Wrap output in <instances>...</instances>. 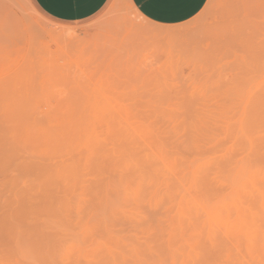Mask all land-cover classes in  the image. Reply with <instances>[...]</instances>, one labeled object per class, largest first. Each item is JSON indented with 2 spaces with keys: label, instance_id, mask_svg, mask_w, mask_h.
Instances as JSON below:
<instances>
[{
  "label": "rangeland",
  "instance_id": "1",
  "mask_svg": "<svg viewBox=\"0 0 264 264\" xmlns=\"http://www.w3.org/2000/svg\"><path fill=\"white\" fill-rule=\"evenodd\" d=\"M130 8L129 0H111L103 10L89 20L59 24L45 17L32 0H0V175L7 179H3L5 185L0 180L2 181L0 189H7L5 192L0 190V196L2 195V198L0 197V204L2 201L0 205L2 214L0 216V239L2 238L0 241L2 242L0 243V247H2L0 264H51V262L54 264H174V262L175 264H200V262L207 264L211 263L212 259V264H221V262L222 264H232V262L238 264L241 261V264H245L243 262L245 254L248 255L244 259V261L247 260L246 264L249 261L254 262L255 259L256 261L252 264H264V232L262 235L259 225L260 229L254 230L257 224H260L261 227L264 225V108H262L264 106V0H208L201 12L188 22L163 27V29H179L181 27L171 36L163 33H151L158 25L134 14ZM92 103L96 104L95 108H100L99 112L101 111L102 114L103 104L107 106H103V111L117 108L119 114H115L117 112L115 110L114 113L112 111L104 112L102 117H97L101 113L94 111L95 104ZM111 113L114 119L111 117ZM118 115H120L121 121H118ZM111 118L114 124L111 123ZM92 119L94 124H92ZM115 123L118 125V132H115ZM72 124L77 125L79 131L73 130L74 133L73 131L70 133L69 128ZM108 127L110 130L106 131ZM83 128L87 130L86 133L89 137L86 139L90 143L92 141L91 144L84 141L86 133ZM88 130H90V134ZM129 131L131 133L125 134ZM67 133H69V137L59 139L61 142L56 140L54 141L56 143L52 141L51 145L45 144V140L51 135L61 134L66 137ZM114 133L115 137L119 134L116 137L119 140L115 139ZM94 134L95 136H93ZM130 134H132L131 137ZM22 136L38 139L26 143L23 139L21 141V138H15ZM70 136L75 138L72 139ZM97 136H100L98 139L101 138L105 143L103 145L107 148L101 147L100 140H96ZM7 137L11 139L10 142L8 139L9 144L5 142ZM105 137L107 140L109 139V142ZM69 141L71 142L69 143ZM72 142L74 146H70ZM108 143H110V150H108ZM7 144L8 146L5 147ZM58 144H60L59 147ZM28 146L31 148L29 147V149ZM77 146L79 147L77 148ZM56 148L62 149V151L59 152ZM145 148L146 153L143 152ZM135 149H138V152H135ZM151 149L155 150H153L154 154L150 152ZM18 150L20 154H18ZM4 151H7L6 154ZM12 151H14L13 154H11ZM143 153L149 158L145 157ZM4 158L6 162H4ZM66 158H68V162L67 160L65 162ZM81 158L82 160H80ZM94 158L96 159L94 160ZM24 159L28 163L24 162ZM107 160L109 161L107 162ZM60 161L62 164L65 163L66 167L64 164L61 165ZM80 161L86 162L79 164ZM139 161L141 162L139 163ZM76 163L80 167L84 166L81 169ZM105 163H111V165L109 164L111 167L109 165L107 167ZM112 163L118 164L120 167H116ZM19 164H24V166H17ZM26 164L29 166L27 167ZM56 165L61 171L57 167L55 168ZM17 167L20 169L18 170ZM13 168L16 169L13 170ZM77 170L80 174L77 173ZM95 170L99 171V175L94 172ZM115 170H118L117 173ZM154 170L159 171L153 173ZM174 173H178V176L173 175ZM17 174L20 178H17ZM62 174H65V177ZM66 175L71 176L68 178ZM76 175L80 177L78 178ZM81 175L83 176L81 177ZM13 176L18 180H23L22 184L18 183L17 187H19L15 189V183L18 180L13 179ZM22 176L24 179L21 178ZM224 176L225 178H223ZM54 177L57 180L53 179ZM175 177L176 179H174ZM2 178L0 176V179ZM26 178H30V184L25 185ZM34 178L35 181L36 179L38 181L40 179V181L33 182ZM114 179L117 180L114 181ZM210 181L211 183H208ZM40 182H42L41 186ZM9 184L14 185L11 187L13 189L9 188ZM3 186H6V189ZM20 186L21 189H19ZM62 186H65L66 191L62 189ZM67 187L71 191H68ZM236 190L237 192H235ZM76 192L81 196L77 197ZM3 193H7V196ZM48 194L49 196H47ZM12 196L14 198H11ZM38 197L45 198L40 200ZM62 197L64 200L61 199ZM26 198H31L32 201ZM5 199L12 201L8 204ZM46 199L47 201L50 199L51 202L47 203ZM13 201L24 205L21 206ZM43 201L46 204L43 205L41 203ZM13 203L15 207L11 206ZM259 203L260 205H258ZM63 204L67 205L64 209L65 212L69 210L66 214L62 213ZM49 205L54 210L49 208ZM28 206L35 208L29 210ZM224 207L226 209H223ZM4 209L6 213H4ZM37 209L47 212L40 214ZM255 210L256 214H254ZM31 211L34 214L32 218ZM57 211L61 213H57ZM19 212L20 215L17 216ZM23 212H25L24 215ZM226 212H228V216ZM36 213H39L40 216ZM47 213L53 215L48 216ZM62 214L64 217L61 216ZM56 215L59 217L57 218ZM82 215H85L84 218ZM217 217L228 220L230 229H227V224L219 222ZM35 219L40 223H50L47 224V227L42 223L43 227H41L38 225L39 222L35 224ZM51 219H53V223H51ZM3 221L5 225L6 222L9 223L6 225L7 227L3 225ZM14 221L19 222L18 226ZM25 221L27 222L26 228L30 229L23 228L26 225ZM30 223L31 226H28ZM69 223L70 225H67ZM78 223L80 227L76 228L79 226ZM62 224H65V227ZM57 225H62L60 230ZM9 226L12 227L14 233L10 231ZM72 227L73 230L70 229ZM5 230H9V232H5ZM251 231L255 234L250 235ZM219 233H223L220 235L223 237L220 238ZM4 234L6 235L4 236ZM59 235L64 236L62 238ZM78 235L80 236L78 237ZM39 236L40 239H38ZM49 236L51 241L46 240ZM19 238L23 240L21 241ZM226 238L233 239V241L228 243ZM62 240L64 243H61ZM239 240L240 242L243 240L240 245H238ZM14 241L18 243L15 244ZM24 243H27L26 246ZM210 245L213 246V252L214 250L219 251L213 254L210 252L212 248ZM225 245L227 246L225 247ZM243 245L247 247L243 248ZM253 245L257 247V250ZM47 246V250H43ZM228 247L229 249H227ZM19 248L20 250H18ZM217 248L218 250H216ZM240 248L245 250L241 251ZM49 252L50 254L52 252L53 255L51 259ZM237 252H241L240 254L244 257ZM219 254L223 255L221 256L224 257L223 260ZM45 258L47 261L49 259L48 263ZM107 258H110L109 261ZM239 258L243 259L238 260ZM207 260L208 262H206ZM219 260L221 261L219 262Z\"/></svg>",
  "mask_w": 264,
  "mask_h": 264
},
{
  "label": "bare ground",
  "instance_id": "2",
  "mask_svg": "<svg viewBox=\"0 0 264 264\" xmlns=\"http://www.w3.org/2000/svg\"><path fill=\"white\" fill-rule=\"evenodd\" d=\"M129 2H130V1H129ZM130 6H131L130 9L133 11L134 14H136V15L142 17V16L138 13V11L135 9V7L133 6V4L130 3ZM142 18H143V17H142ZM144 19H145V18H144ZM146 20H147V19H146ZM147 21H149V20H147ZM154 27H157V26L154 25ZM158 27H160V28H158ZM158 27L155 28V29H153V30L151 31V33H153V34H162V33H163V34H165V35H170V36H171V35L175 34L176 32H178L179 29H181V27H179V29H178V28H177V29H163V27H165V26H158ZM169 28H170V27H169ZM150 29H152V28H150ZM180 31H181V30H180ZM131 91H132V90H131ZM134 91H135V90H134ZM128 92H129V91H128ZM126 93H127V92H126ZM97 103H98V102H97ZM261 103H262V102H261ZM263 103H264V102H263ZM92 104H95V103H92ZM90 105H91V104H90ZM262 105H263V104H262ZM95 106H96V104L93 106V109L95 108ZM98 106H99V104H98ZM103 106H106V105L103 104ZM103 106H102V108H101L103 114H104V112L110 113L111 111L114 113L115 110H117V108H116L115 110L110 109L111 111H107V110H104V111H103V108H104ZM108 106H109V105H108ZM110 106H111V104H110ZM117 106H118V105H117ZM253 106H254V105H253ZM106 107H107V106H106ZM88 108H89V107H88ZM262 108H264V106H263ZM262 108H261V110H262ZM96 109H97V110H96ZM99 109H100L99 107H98V108L96 107L94 111H96V112L98 111V112H99ZM247 110H248V109H247ZM253 110H254V109H253ZM92 111H93V110H92ZM98 112H97V113H98ZM99 113H101V111H100ZM107 113H105V114H107ZM86 114H87V113H86ZM103 114L101 113L100 115H97V117H98V116H101V117H102ZM115 114H119V113H118V110H117V112H115ZM253 114H254V112H253ZM109 115H110V114H109ZM112 115H113V114L111 113V117H112ZM122 115H123V114H122ZM261 115H262V114H261ZM106 116H107V115H106ZM119 116H120V115H118V121L121 119V117L119 118ZM95 117H96V116H95ZM95 117H94V118H95ZM97 117H96V120H97ZM101 117H100V118H101ZM109 117H110V116H109ZM86 118H87V117H86ZM86 118H85V119H86ZM94 118H93V119H94ZM103 118H104V116H103ZM103 118H101V119H103ZM106 118H107V117H106ZM106 118H105V120H106ZM112 118H113V117H112ZM112 118L110 119V120H111V123H112V120L114 119V118H113V119H112ZM93 119H92V121H93L92 124H94V120H93ZM87 120H88V119H87ZM105 120H104V121H105ZM244 120H245V119H244ZM260 120H261V119H260ZM79 121H81V120H79ZM102 121H103V120H102ZM106 121H107V120H106ZM106 121H105V122H106ZM120 121H121V120H120ZM124 121H125V120H124ZM251 121H252V120H251ZM109 122H110V121H109ZM78 123H80V122H78ZM98 123H99V122H98ZM107 123H108V121H107ZM116 123H117V122H116ZM116 123H115V126H116V127H115V128H116V129H115V132L118 130V129H117V128H118V127H117L118 125H116ZM262 123H263V121H262ZM74 124H75V123H74ZM96 124H97V123H96ZM105 124H106V123H105ZM112 124H114V123H112ZM118 124H119V123H118ZM129 124H130V123H129ZM90 126H91V123H90ZM102 126H103V124L101 123V127H102ZM108 126H109V125H108ZM98 127H100V126H98ZM104 127H105V125H104ZM122 127H123V125H122ZM255 127H256V126H255ZM257 127H258V126H257ZM263 127H264V126H263ZM85 128H86V127H85ZM88 128H89V127H88ZM91 128H92V127H91ZM106 128H107V127H106ZM110 128H111V127H110ZM78 129H79V128H77V125H73V124H72V125L70 126V128H69V130L71 131L70 133H72L73 130H75V132H76V130H78ZM83 129H84V128H83ZM95 129H97V128H95ZM261 129H262V128H261ZM80 130H81V129H80ZM109 130H110V129H109V127H108V129H107L106 131H109ZM120 130H121V129H120ZM78 131H79V130H78ZM78 131H77V132H78ZM86 131H87V130L84 129V132H85V133H86ZM88 131H89V134H90V130H88ZM96 131H97V130H96ZM106 131H105V134L107 133ZM259 131H260V130H259ZM91 132H93V131H91ZM97 132H98V131H97ZM97 132H96V133H97ZM102 132H104V131H102ZM102 132H101V133H102ZM117 132H118V131H117ZM122 132H123V131H122ZM254 132H255V131H254ZM260 132H261V131H260ZM73 133H74V131H73ZM79 133H80V132H79ZM94 133H95V131H94ZM110 133H111V132H110ZM127 133H131V132L129 131V132H126L125 134H127ZM83 134H84V133H83ZM92 134H93V133H92ZM97 134H98V133H97ZM112 134H113V133H112ZM132 134H134V133H132ZM132 134H130V137H131ZM68 135H69V133L65 134L66 137H63L64 135H61V134L51 135L50 138H47V139L45 140V144H46V145H47V144H50V145H51V142H52V141L54 142V141H56V140H57V142H61V141H59V139H66ZM76 135H77V134H76ZM81 135H82V134H81ZM84 135H85V134H84ZM84 135H83V136H84ZM102 135H103V134H102ZM102 135H100V136L102 137ZM118 135H119V134H118ZM118 135H117V136H118ZM127 135H128V134H127ZM90 136H91V135H90ZM93 136H95V134H94ZM100 136H97V137H96L97 139L94 138V137H93V138L96 139L97 141L100 140L99 143H101V144H102L101 147L103 146V148H104V147H106L105 145H103V144H105V143L102 142V139H101V138L98 139V137H100ZM103 136H105V135H103ZM109 136H110V135H109ZM117 136H116V137H117ZM122 136H123V135H122ZM133 136H134V135H133ZM138 136H139V135H138ZM68 137H69V136H68ZM70 137H72V136H70ZM86 137H89V136H87V133H86V136L84 137V138H85L84 141L89 142L88 139H86ZM91 137H92V136H91ZM107 137H108V136H107ZM111 137L113 138V136H111ZM114 137H115V133H114ZM116 137H115V139H117ZM123 137H124V136H123ZM4 138H5V137H4ZM9 138H10V137H7V141H6V139H5V142H6V143H8V139H9ZM15 138H18V139L21 138L20 140L22 141V139H23V141H25L26 143L29 142L30 140L38 139V138H35V137H30V136H22V137H15ZM73 138H75V137H72V139H73ZM76 138H77V137H76ZM105 138H106V137H105ZM105 138H104V139H105ZM112 138H111V139H112ZM121 138H122V137H121ZM126 138H127V136H126ZM140 138H142V137L140 136ZM150 138H151V137H150ZM259 138H260V137H259ZM91 139H92V138H91ZM115 139H114V140H115ZM129 139H130V138H129ZM133 139H135V138H133ZM253 139H255V138H253ZM10 140H11V139H9V142H10ZM106 140H107V138H106ZM117 140H119V139H117ZM117 140H116V142H117ZM122 140H123V139H122ZM125 140H126V139H125ZM127 140H128V139H127ZM14 141H15V140H14ZM66 141H67V140H66ZM71 141H72V140H71ZM71 141H69V143H70ZM77 141H78V140H77ZM82 141H83V140H82ZM84 141H83V142H84ZM107 141L109 142V139H108ZM133 141H134V140H133ZM142 141H143V139H142ZM16 142H18V141H16ZM73 142H74V141H73ZM73 142H72V144H70V146L73 145ZM83 142H82V144H84ZM86 142H85V145H86ZM93 142H95V141H93ZM112 142H114V141H112ZM127 142H128V141H127ZM156 142H157V141H156ZM257 142H258V141H257ZM262 142H263V141H262ZM3 143H4V142H3ZM3 143H2V144H3ZM11 143H13V141H11ZM22 143H23V142H22ZM43 143H44V142H43ZM54 143H56V142H54ZM89 143H90V142H89ZM91 143H92V141H91ZM91 143H90V144H91ZM110 143H111V142H110ZM110 143L107 144V145H108V150H110V149H109V148H110V147H109ZM119 143H121V142H119ZM144 143H145V142H144ZM258 143H259V142H258ZM0 144H1V143H0ZM8 144H9V143H8ZM8 144H7L5 147H7ZM14 144H15V143H14ZM20 144H21V142H20ZM28 144H29V143H28ZM32 144H33V143H32ZM41 144H42V143H41ZM52 144H53V143H52ZM62 144H63V143H62ZM66 144H68V143H66ZM94 144H95V143H94ZM113 144H114V143H113ZM16 145H17V144H16ZM18 145H19V144H18ZM33 145H34V144H33ZM43 145H44V144H43ZM55 145H56V144H55ZM59 145H60V144H58L57 146L59 147ZM80 145H81V144H80ZM80 145H79V146H80ZM252 145H253V144H252ZM0 146H1V145H0ZM14 146H15V145H14ZM21 146H22V145H21ZM21 146H20V147H21ZM26 146H27V145H26ZM38 146H40V145H38ZM44 146H45V145H44ZM53 146H54V145H53ZM64 146H65V145H64ZM73 146H74V145H73ZM79 146H77V148H78ZM94 146H97V145H94ZM99 146H100V145H99ZM153 146H154V145H153ZM16 147H17V146H16ZM20 147H19V148H20ZM29 147H30V146H28V148H29ZM61 147H62V146H61ZM82 147H83V146H82ZM87 147H88V146H87ZM87 147H86V148H87ZM92 147H93V146H92ZM97 147H98V146H97ZM97 147H96V148H97ZM116 147H117V146H116ZM147 147H148V146H147ZM260 147H261V146H260ZM3 148H4V147H3ZM10 148H11V146H10ZM22 148H23V147H22ZM30 148H31V147H30ZM30 148H29V149H30ZM74 148H75V147H74ZM74 148H71V149L74 150ZM86 148H84V149H86ZM103 148H102V149H103ZM106 148H107V147H106ZM262 148H263V147H262ZM6 149H7V148H6ZM13 149H14V147L12 148V150H13ZM15 149H16V148H15ZM34 149H35V148H34ZM48 149H49V148H48ZM48 149H47V151H49ZM56 149H57L59 152L62 151V149H58V148H56ZM71 149H70V151H71ZM93 149H94V148H93ZM93 149H92V150H93ZM98 149L101 150L100 148H98ZM111 149H112V147H111ZM147 149H148V148H147ZM7 150H8V149H7ZM21 150H22V149H21ZM26 150H27V149H26ZM32 150H33V149H32ZM36 150H37V149H36ZM51 150H52V149H51ZM54 150H55V149H54ZM64 150H65V149H64ZM75 150H76V149H75ZM88 150L90 151V149H88ZM94 150H95V149H94ZM103 150L105 151V149H103ZM114 150H116V149H114ZM135 150H136V149H135ZM137 150H138V149H137ZM137 150H136L135 152H138ZM141 150H142V149H141ZM145 150H146V148L143 150V152H145ZM149 150H150V149H149ZM153 150H154V149H153ZM153 150L151 149V151H150V152H152V154H154V151H155V150H154V151H153ZM251 150H252V149H251ZM15 151H17V150H15ZM24 151H25V150H24ZM45 151H46V150H45ZM106 151H107V149H106ZM111 151H112V150H111ZM116 151L119 152L120 150L117 149ZM122 151H123V150H122ZM147 151H148V150H147ZM207 151L209 152L210 150H207ZM213 151L216 152L217 150H213ZM242 151H243V150H242ZM4 152H5V154H6L7 151H4ZM10 152H11V150H10ZM10 152H9V153H10ZM30 152H31V151H30ZM33 152H34V151H33ZM33 152H32V153H33ZM39 152H40V151H39ZM49 152H50V151H49ZM56 152H57V151H56ZM56 152H55V153H56ZM59 152H57V153H59ZM80 152H81V151H80ZM83 152H84V151H83ZM94 152H95V151H94ZM94 152H93V153H94ZM101 152H103V151H101ZM114 152H115V151H114ZM166 152H167V151H166ZM193 152H195V151H193ZM193 152H192V153H193ZM202 152H203V151H202ZM217 152H218V151H217ZM262 152H263V151H262ZM13 153H14V151H12L11 154H13ZM16 153H17V152H16ZM25 153H26V152H25ZM34 153H35V152H34ZM46 153L48 154V152H46ZM50 153H52V152H50ZM64 153H65V152H64ZM67 153H69V152L67 151ZM75 153H76V152H75ZM78 153H79V152H78ZM81 153H82V152H81ZM98 153H100V152L98 151ZM124 153H125V151H124ZM129 153H130V152H129ZM145 153H146V152H145ZM148 153H149V152H148ZM184 153H185V152H184ZM198 153H199V152H198ZM205 153H206V152H205ZM205 153H204V154H205ZM212 153H213V152H212ZM18 154H20V153H19V150H18ZM21 154H22V153H21ZM35 154H36V153H35ZM38 154H39V153H38ZM43 154H44V153H43ZM47 154H45V155H47ZM52 154H53V153H52ZM76 154H77V153H76ZM89 154H90V153H89ZM105 154H106V153H105ZM107 154H108V152H107ZM120 154L122 155L121 152H120ZM130 154L133 155V153H130ZM140 154H142V153L140 152ZM152 154H151V155H152ZM179 154H180V153H179ZM188 154H189V153H188ZM190 154H191V153H190ZM262 154H263V153H262ZM2 155H4V154H2ZM2 155H1V156H2ZM50 155H51V154H50ZM81 155L84 156V154H81ZM108 155H109V154H108ZM125 155H129V154H125ZM136 155H137V154H136ZM138 155H139V154H138ZM143 155H144V153H143ZM166 155H167V153H166ZM174 155H175V154H174ZM191 155H192V154H191ZM199 155H200V154H199ZM235 155H236V154H235ZM248 155H249V154H248ZM250 155H251V154H250ZM250 155H249V156H250ZM255 155H256V154H255ZM8 156H9V155H8ZM14 156H15V155H14ZM24 156H25V154L23 155V157H24ZM33 156L35 157V155H33ZM33 156H32V157H33ZM53 156H54V155H53ZM60 156H61V155H60ZM60 156H59V157H60ZM75 156H76V155H75ZM77 156H78V154H77ZM77 156H76V157H77ZM90 156H91V155H90ZM92 156H93V155H92ZM92 156H91V157H92ZM95 156H96V155H95ZM144 156H145V157H148L147 155H144ZM144 156H143V157H144ZM152 156H153V155H152ZM154 156H155V155H154ZM156 156H157V155H156ZM169 156H170V155H169ZM188 156H189V155H188ZM245 156H246V154H245ZM253 156H254V155H253ZM4 157H6V155H4ZM12 157H13V156H12ZM17 157H18V156H17ZM17 157H16V158H17ZM30 157H31V154L29 155V158H30ZM49 157H50V156H49ZM76 157H75V158H76ZM96 157H97V156H96ZM120 157L122 158V156H120ZM133 157H134V156H133ZM189 157H191V156H189ZM228 157H229V156H228ZM232 157H233V156H232ZM243 157H244V156H243ZM255 157H256V156H255ZM24 158H25V157H24ZM36 158H37V156H36ZM41 158L43 159L44 157H41ZM46 158H47V157H46ZM72 158H74V157H72ZM89 158H90V157H89ZM89 158H88V159H89ZM98 158H99V157H98ZM98 158H97V159H98ZM102 158H103V157H102ZM112 158H113V157H112ZM112 158H111V160H113ZM118 158H119V157H117V159H118ZM136 158H138V157H136ZM148 158H149V157H148ZM150 158H151V157H150ZM157 158H158V156H157ZM157 158H155V159H157ZM171 158H172V157H171ZM213 158H214V157H213ZM235 158H236V156H235ZM244 158H245V157H244ZM4 159H5V158H4ZM8 159H11V158H8ZM12 159H14V158H12ZM21 159H22V158H21ZM21 159H20V160H21ZM26 159H28V158H26ZM67 159H68V158L65 159V162H66ZM90 159H91V158H90ZM95 159H96V158H94V160H95ZM100 159H101V158H100ZM119 159H120V158H119ZM143 159H144V158H143ZM151 159H153V158H151ZM227 159H228V158H227ZM227 159H226V160H227ZM245 159H246V158H245ZM255 159H256V158H255ZM258 159H259V157H258ZM20 160H19V161H20ZM22 160H23V159H22ZM45 160H47V159H45ZM53 160H54V159H53ZM56 160H57V159H56ZM76 160L78 161V159H76ZM76 160H75V161H76ZM80 160H82V158H81ZM103 160H106V159H103ZM125 160H126V159H125ZM128 160H129V159H128ZM141 160H142V159H141ZM144 160H145V159H144ZM234 160H236V159H234ZM249 160H250V159H249ZM253 160H254V159H253ZM2 161H3V158H2ZM19 161H18V162H19ZM27 161H28V160H27ZM43 161H44V160H43ZM43 161H42V162H43ZM57 161H58V160H57ZM77 161H76V162H77ZM83 161H84V160H83ZM88 161H89V160H88ZM97 161H98V160H97ZM108 161H109V160H107V162H108ZM115 161H116V160H115ZM117 161L119 162L120 160H117ZM142 161H143V160H142ZM148 161H149V159H148ZM231 161H232V158H231ZM247 161H248V160H247ZM255 161H256V160H255ZM4 162H6V159L4 160ZM7 162H8V161H7ZM24 162H26L25 159H24ZM24 162H23V163H24ZM42 162H41V164H42ZM47 162H48V161H47ZM49 162H50V161H49ZM60 162H61V161H60ZM67 162H68V160H67ZM80 162H81V163H79V164H83V163H85L86 161L83 162V163H82V161H80ZM95 162H96V161H95ZM98 162H99V161H98ZM103 162H104V161H103ZM110 162H111V161H110ZM112 162H113V161H112ZM140 162H141V161H139V163H140ZM144 162H145V161H144ZM146 162H147V161H146ZM162 162H163V161L161 160V163H162ZM220 162H221V161H220ZM220 162H219V163H220ZM238 162H239V161H238ZM1 163H2V162H1ZM26 163H28V162H26ZM29 163H30V162H29ZM45 163H46V162H45ZM55 163H56V162H55ZM116 163H117V162H116ZM133 163H135V162H133ZM136 163H137V162H136ZM151 163H152V162H151ZM161 163H160V164H161ZM164 163H165V162H164ZM164 163H163V165H164ZM181 163H182V162H181ZM230 163H231V162H230ZM257 163H258V162H257ZM38 164H40V163H38ZM38 164H37V165H38ZM57 164H59V163L57 162ZM63 164H64V166H65V163H63ZM63 164H62V162H61V165H63ZM76 164L78 165V163H76ZM101 164H102V163H101ZM101 164H100V165H101ZM105 164H106V163H105ZM105 164H104V165H105ZM109 164L111 165V163L106 164L107 167H108ZM137 164H138V163H137ZM154 164H155V162H154ZM156 164H158V163H156ZM238 164H239V163H238ZM247 164H248V163H247ZM255 164H256V163H255ZM255 164H254V165H255ZM0 165H1V164H0ZM11 165H14V164H11ZM11 165H10V166H11ZM51 165H52V164H51ZM70 165H71V164H70ZM72 165H73V164H72ZM110 165H109V167H111ZM112 165H115V164L112 163ZM120 165H121V164H120ZM158 165H159V164H158ZM217 165H218V164H217ZM225 165H226V164H225ZM228 165H229V164H228ZM254 165H253V166H254ZM257 165H258V164H257ZM15 166H16V165H15ZM17 166H19V167L21 166V167H22V166H24V164H23V165H22V164H19V165H17ZM26 166L28 167L29 165L26 164ZM26 166H25V167H26ZM39 166H41V165H39ZM53 166H54V165H53ZM78 166H79V165H78ZM83 166H84V165H82V167H83ZM115 166H116V167H120V166H118V164L115 165ZM122 166H123V165H122ZM122 166H121V167H122ZM148 166H149V165H148ZM152 166H155V165L152 164ZM156 166H157V165H156ZM172 166H173V165H172ZM212 166H214V165H212ZM223 166H224V165H223ZM229 166H231V164H230ZM261 166H262V165H261ZM33 167H34V165H33ZM36 167H37V166H36ZM45 167H46V166H45ZM56 167L58 168V165H56L55 168H56ZM65 167H66V166H65ZM74 167H75V166H74ZM79 167H80V166H79ZM82 167H80V168L82 169ZM85 167H86V166H85ZM87 167H89V166H87ZM93 167H94V166H93ZM98 167H99V166H98ZM101 167H102V166H101ZM113 167H114V166H113ZM133 167H134V166H133ZM140 167H141V165H140ZM174 167H176V166H174ZM257 167H259V166H257ZM257 167H256V168H257ZM3 168H4V167H3ZM3 168H2V169H3ZM8 168H9V167H8ZM17 168H18V167H17ZM48 168H50V167L48 166ZM48 168H47V169H48ZM62 168H63V167H62ZM68 168H69V167H68ZM89 168H91V167H89ZM102 168H104V166H103ZM105 168H106V167H105ZM135 168H136V167H135ZM148 168H149V167H148ZM150 168H153V167H150ZM225 168H226V167H225ZM15 169H16V168H15ZM15 169L13 168V170H15ZM19 169H20V168H18V170H19ZM21 169H22V168H21ZM53 169H54V168H53ZM59 169H60V168H58V170H59ZM87 169H88V168H87ZM117 169H118V168H117ZM129 169H130V168H129ZM133 169H134V168H133ZM143 169H144V168H143ZM153 169H154V168H153ZM155 169H156V168H155ZM175 169H176V168H175ZM180 169H181V168H180ZM180 169H179V170H180ZM0 170H1V169H0ZM4 170H5V169H4ZM9 170H12V169H9ZM23 170H24V169H23ZM23 170H22V171H23ZM33 170H34V169H33ZM36 170H37V168H36ZM38 170H40V169H38ZM51 170H52V169H51ZM68 170H69V169H68ZM72 170H73V169H72ZM78 170H79V169H78ZM78 170H77V171H78ZM137 170H138V169H137ZM151 170H152V169H151ZM179 170H178V171H179ZM212 170H213V169H212ZM229 170H230V168H229ZM261 170H262V169H261ZM24 171H26V169H25ZM46 171H47V170H46ZM49 171H50V170H49ZM59 171H61V170H59ZM92 171H93V169H92ZM100 171H101V170H100ZM115 171H116V170H115ZM117 171H118V170H117ZM117 171H116V173H117ZM131 171H132V173H133V170H131ZM145 171H146V170H145ZM149 171H150V169H149ZM158 171H159V170H156V171L154 170L153 173L158 172ZM172 171H173V169H172ZM172 171H171V172H172ZM208 171H209V170H208ZM224 171H225V170H224ZM224 171H223V172H224ZM227 171H228V170H227ZM259 171H260V170H259ZM16 172H18V171L16 170ZM34 172H35V171H34ZM34 172H33V173H34ZM39 172H40V171H39ZM50 172H51V171H50ZM53 172H54V170H53ZM53 172H52V173H53ZM73 172H74V170H73ZM94 172H97L96 174L99 175V174H98L99 171H96V170H95ZM119 172H120V171H119ZM166 172H167V171H166ZM166 172H165V173H166ZM174 172H175V171H174ZM209 172H210V171H209ZM231 172H232V171H231ZM231 172H229V173L231 174ZM239 172H240V171H239ZM19 173H20V172H19ZM30 173H31V172H30ZM58 173H59V172H58ZM61 173H62V172H61ZM77 173H79V171H78ZM130 173H131V172H130ZM137 173H138V172H137ZM145 173H146V172H145ZM161 173H163V172H161ZM168 173L170 174V172H168ZM220 173H221V172H220ZM225 173H226V171H225ZM242 173H243V172H242ZM35 174L38 175L39 173H35ZM40 174H41V173H40ZM56 174H57V173H56ZM56 174H55V176H56ZM59 174H60V173H59ZM73 174L75 175V173H73ZM79 174H80V173H79ZM96 174H94V175H96ZM100 174H101V173H100ZM139 174H140V173H139ZM151 174H152V173H151ZM158 174H159V173H158ZM158 174H157V175H158ZM169 174H168V175H169ZM171 174H172V173H171ZM175 174H176V173H174L173 175H175ZM177 174H178V173H177ZM177 174H176V176H178ZM189 174H190V173H189ZM222 174H223V173H222ZM4 175H5V174H4ZM7 175H8V173H7ZM18 175H19V174H17V178L19 177ZM31 175H32V174H31ZM41 175H42V174H41ZM44 175H45V174H44ZM60 175H61V174H60ZM62 175H63V177H65V176H64L65 174H62ZM71 175H72V172H71ZM71 175H68V176L70 177ZM86 175L88 176L89 174H86ZM86 175H85V176H86ZM103 175H104V174H103ZM118 175H119V174H118ZM127 175H128V174H127ZM142 175H143V174H142ZM166 175H167V174H166ZM180 175H182V173H180ZM232 175H233V173H232ZM0 176H1V178L3 177V175H0ZM42 176H43V175H42ZM42 176H41V178H42ZM66 176H67V175H66ZM68 176H67V177H68ZM76 176H78V175H76ZM82 176H83V175H81V177H82ZM92 176H93V175H92ZM154 176H155V174H154ZM160 176H161V175H160ZM229 176L231 177V175H229ZM235 176H236V175H235ZM235 176H234V177H235ZM243 176H244V175H243ZM257 176H258V175H257ZM6 177H7V176H6ZM6 177H5V178H6ZM9 177H10V176H9ZM13 177H14V176H13ZM23 177H24V176H22L21 178L24 179ZM28 177H29V176H28ZM48 177H49V175H48ZM69 177H68V178H69ZM79 177H80V176H78V178H79ZM90 177H91V176H90ZM115 177H116V176H115ZM118 177H119V176H118ZM121 177H122V176H121ZM124 177H125V176H124ZM134 177H135V175H134ZM136 177H137V176H136ZM162 177H163V176H162ZM208 177H209V176H208ZM244 177H245V176H244ZM19 178H20V177H19ZM46 178H47V177H46ZM78 178H76V179H78ZM129 178H130V177H129ZM131 178H133V177H131ZM138 178H139V177H138ZM143 178H144V177H143ZM145 178H146V177H145ZM177 178H178V177H177ZM223 178H225V176H224ZM227 178H228V177H227ZM237 178H238V177H237ZM239 178L241 179V177H239ZM242 178H243V177H242ZM3 179H4V178H2V179H0V180L3 181ZM13 179H16V178L14 177ZM29 179H30V178H29ZM29 179L26 178L27 183H25V185L28 184V183H29V184L31 183ZM43 179H45V178H43ZM48 179H49V178H48ZM53 179H55V177H54ZM133 179H135V178H133ZM141 179H142V178H141ZM141 179H139V180H141ZM171 179H172V178H171ZM174 179H176V177H175ZM243 179H244V178H243ZM4 180H7V179H4ZM16 180H18V179H16ZM55 180H57V178H56ZM59 180H60V179H59ZM67 180H68V179H67ZM72 180H73V179H72ZM78 180H79V179H78ZM80 180H81V179H80ZM115 180H117V179H114V181H115ZM156 180H157V179H156ZM222 180L225 181L226 179H222ZM230 180H231V178H230ZM230 180H229V181H230ZM258 180H259V179H258ZM2 181H0V182H2ZM11 181H12V180H11ZM21 181H23V180H18L17 183L14 182V183L16 184V187H14V189L19 187V186L17 187L18 183L22 184ZM32 181L34 182V181H35V178H34V180H32ZM37 181H38V179H36L35 182L37 183ZM39 181H40V179H39ZM39 181H38V182H39ZM52 181H53V180H52ZM63 181H64V180H63ZM65 181H66V180H65ZM68 181H69V180H68ZM83 181H84V180H83ZM100 181H101V179H100ZM100 181H99V182H100ZM141 181H142V180H141ZM224 181H223V182H224ZM236 181H237V179H236ZM4 182H5V181H3V183H4ZM8 182H9V180H8ZM8 182H7V183H8ZM53 182H54V181H53ZM81 182H82V180H81ZM87 182H88V180H87ZM95 182L97 183V181H95ZM95 182H94V183H95ZM162 182H163V181H162ZM214 182H215V181H214ZM258 182H259V181H258ZM3 183H2V184H3ZM40 183H41V184H40V186H41V185H42V182H40ZM48 183H49V182H48ZM79 183H80V182H79ZM83 183H84V182H83ZM100 183H101V182H100ZM147 183H148V182H147ZM208 183H211V181L208 182ZM38 184H39V183H38ZM63 184H64V183H63ZM63 184H62V185H63ZM70 184H71V182H70ZM89 184H90V183H89ZM116 184H117V183H116ZM121 184H122V183H121ZM205 184H206V183H205ZM214 184H215V183H214ZM216 184H217V183H216ZM258 184H259V183H258ZM0 185H1V184H0ZM4 185H5V183H4ZM9 185H10L9 188H10V189H13V188H11V187H13L14 185H13V186H12L11 184H9ZM35 185H36V184H35ZM54 185H55V184H54ZM65 185H66V184H65ZM71 185H72V184H71ZM76 185H77V184H76ZM92 185H94V184H92ZM133 185H134V183H133ZM146 185H147V184H146ZM171 185H172V183H171ZM178 185H179V184H178ZM184 185H185V184H184ZM208 185H209V184H208ZM237 185H238V184H237ZM6 186H7V185H6ZM6 186H5V187L3 186V187L6 189ZM27 186H28V185H27ZM27 186H26V189H27ZM29 186H30V185H29ZM29 186H28V187H29ZM32 186H33V185H32ZM58 186H59V184H58ZM157 186H158V185H157ZM203 186H205V185H203ZM219 186H220V184H219ZM219 186H218V187H219ZM260 186H262V185H260ZM0 187H1V186H0ZM3 187H2V188H3ZM38 187H39V186H38ZM50 187H53V186H50ZM55 187H56V186H55ZM62 187H63L62 189L65 188V186H62ZM92 187H93V186H92ZM97 187H98V186H97ZM116 187H117V186H116ZM147 187H148V186H147ZM205 187H206V186H205ZM211 187H212V186H211ZM220 187H221V186H220ZM220 187H219V188H220ZM223 187H224V186H223ZM263 187H264V186H263ZM21 188H22V187L20 186L19 189H21ZM23 188L25 189L24 186H23ZM40 188H41V187H40ZM68 188H69V187H67V190L69 191L70 189H68ZM88 188H89V187H88ZM93 188H95V187H93ZM176 188H177V187H176ZM179 188H180V187H179ZM200 188H201V186H200ZM32 189H33V188H32ZM35 189H36V188H35ZM52 189H53V188H52ZM62 189H61V190H62ZM65 189H66V188H65ZM65 189H64V191H66ZM89 189H90V188H89ZM150 189H151V188H150ZM173 189H174V188H173ZM194 189H195V188H194ZM194 189H192V190H194ZM206 189H207V188H206ZM239 189H240V188H239ZM253 189H254V188H253ZM0 190H1V189H0ZM3 190H4V189H3ZM3 190H1V191H3ZM8 190H9V189H8ZM33 190H34V189H33ZM38 190L40 191V189H38ZM46 190H47V189H46ZM72 190H73V189H72ZM74 190H75V189H74ZM85 190H86V189H85ZM92 190H93V189H92ZM92 190H91V193H92ZM186 190H187V189H186ZM186 190H185V191H186ZM237 190H238V189H237ZM237 190H236L235 192H237ZM5 191H7V189L4 190V192H5ZM16 191H17V189H16ZM21 191H22V190H21ZM21 191H20V192H21ZM28 191H29V190H28ZM39 191H38V195H39ZM50 191H51V190H50ZM70 191H71V190H70ZM197 191H198V190H197ZM210 191H211V190H210ZM210 191H209V192H210ZM224 191H225V189H224ZM11 192H13V190H11ZM23 192H25V191H23ZM26 192H27V190H26ZM42 192H43V190H42ZM42 192H41V193H42ZM47 192H48V191H47ZM51 192L53 193V191H51ZM61 192H62V191H61ZM61 192H60V193H61ZM78 192H79V190H78ZM87 192H88V191H87ZM183 192H184V191H183ZM213 192H215V191H213ZM222 192H223V191H222ZM253 192H254V190H253ZM1 193H2V192H1ZM16 193L18 194V191H17ZM32 193H33V191H32ZM45 193H46V192H45ZM55 193H56V192H55ZM63 193H64V192H63ZM63 193H61V194H63ZM66 193H67V192H66ZM71 193H72V192H71ZM215 193H216V192H215ZM224 193H225V192H224ZM260 193H261V192H260ZM3 194H4V193H3ZM6 194H7V193H6ZM6 194H4V195H6ZM14 194H15V190H14ZM14 194H13V195H14ZM17 194H16V196H17ZM22 194H23V193H22ZM27 194H28V193H27ZM43 194H44V192H43ZM46 194H47V193H46ZM75 194L78 195L79 193L76 192ZM75 194H74V195H75ZM92 194H93V193H92ZM96 194H97V192H96ZM115 194H116V193H115ZM207 194H210V193H207ZM23 195H24V194H23ZM23 195H22V196H23ZM32 195H34V194H32ZM35 195H36V193H35ZM35 195H34V196H35ZM85 195H86V194H85ZM187 195H188V193H187ZM256 195H257V194H256ZM260 195H261V194H260ZM6 196H7V195H6ZM18 196L20 197V194H19ZM24 196H25V195H24ZM44 196H46V195H44ZM47 196H49V194H48ZM55 196L58 197V195H55ZM79 196H81V195H78L77 197H79ZM86 196H87V195H86ZM93 196H94V195H93ZM140 196H141V195H140ZM145 196H146V195H145ZM188 196H189V195H188ZM192 196H193V195H192ZM216 196H217V195H216ZM253 196H254V195H253ZM0 197L2 198V195H1ZM14 197H15V195H14ZM14 197L12 196L11 198H14ZM19 197H18V199H20ZM53 197H54V196H53ZM241 197H242V196H241ZM260 197H261V196H260ZM16 198H17V197H16ZM36 198H37V196H36ZM38 198L40 199L41 197H38ZM44 198H45V197H42V199H40V200H43ZM54 198H55V197H54ZM73 198H74V196H73ZM223 198H224V197H223ZM225 198H227V197L225 196ZM249 198H250V197H249ZM253 198H254V197H253ZM253 198H252V199H253ZM256 198H257V197H256ZM6 199H7V198H6ZM6 199H5V200H6ZM21 199H23V198H21ZM26 199H27V198H26ZM26 199H25V201H26ZM28 199H30V201H32L31 198H28ZM28 199H27V200H28ZM50 199H51V197H50ZM50 199H49L48 201L51 202ZM61 199H63V197H62ZM65 199H66V197H65ZM71 199H72V198H71ZM92 199H93V198H92ZM246 199H247V198H246ZM0 200H1V199H0ZM3 200H4V199H3ZM13 200H14V199H13ZM35 200H36V199H35ZM35 200H34V202H35ZM59 200H60V199H59ZM63 200H64V199H63ZM94 200H95V199H94ZM207 200H208V199H207ZM224 200H225V199H224ZM244 200H245V198H244ZM262 200H263V199H262ZM7 201H8V200H6V202H7ZM10 201H12V200L10 199ZM10 201H8L7 203L9 204ZM22 201H23V200H22ZM44 201H45V200H44ZM44 201L41 202V203H43V205L46 204V203H44ZM48 201H47V199H46V202H47V203H48ZM52 201H53V200H52ZM55 201H56V200H55ZM66 201H67V200H66ZM66 201H65V202H66ZM71 201H72V200H71ZM185 201H186V200H185ZM250 201H251V200H250ZM256 201H257V200H256ZM6 202H4L5 205H7ZM13 202H17V201H13ZM36 202H37V201H36ZM58 202H59V201H58ZM80 202H81V201H80ZM93 202H94V201H93ZM196 202H197V200H196ZM223 202H224V201H223ZM223 202H222V203H223ZM257 202H258V201H257ZM260 202H261V200H260ZM4 203H3V205H4ZM22 203H24V201H23ZM61 203H62V202H61ZM70 203H71V202H70ZM91 203H92V202H91ZM131 203H132V202H131ZM198 203H199V202H197V204H198ZM245 203H246V202H245ZM1 204H2V201H1ZM1 204H0V205H1ZM16 204H21V203H18V202H17ZM27 204L29 205V202H28ZM37 204H38V203H37ZM82 204H83V203H82ZM94 204H96V203H94ZM94 204H93V206H94ZM189 204H190V203H189ZM201 204H202V203H201ZM209 204H210V203H209ZM223 204H224V203H223ZM243 204H244V203H243ZM250 204H251V203H250ZM252 204H253V201H252ZM5 205H4V208H5ZM10 205H11V204H10ZM23 205H24V204H23ZM23 205L21 204V206H23ZM31 205H32V203H31ZM38 205H40V203H39ZM47 205H48V204H47ZM51 205H52V203H51ZM58 205H59V204H58ZM63 205H64V204H63ZM198 205H199V204H198ZM254 205H255V203H254ZM258 205H260V203H259ZM11 206H12V207H13V206L15 207L14 203H13V205H11ZM32 206H33V205H32ZM34 206H36V204H34ZM40 206H42V205H40ZM56 206H57V205H56ZM66 206H67V205H64V208H63V212H62V213L65 212L64 209H65ZM71 206H72V205H71ZM162 206H163V205H162ZM199 206H200V205H199ZM9 207H10V206H9ZM12 207H11V208H12ZM38 207H39V206H38ZM53 207H54V206H53ZM62 207H63V206H62ZM75 207H76V206H75ZM90 207H91V206H90ZM158 207H159V206H158ZM206 207H207V206H206ZM222 207H223V205H222ZM254 207H255V206H254ZM258 207H260V206H258ZM0 208H1V207H0ZM2 208H3V206H2ZM11 208H10V210H11ZM22 208H24V207H22ZM22 208H21V209H22ZM28 208H29V206H28ZM32 208L34 209L35 207H32ZM32 208H29V210L32 209ZM44 208H45V207H44ZM49 208H52V207H50V205H49ZM54 208H55V207H54ZM159 208H160V207H159ZM201 208H202V207H201ZM220 208H221V207H220ZM251 208H253V207H251ZM255 208H256V207H255ZM13 209H14V208H13ZM41 209H42V207H41ZM52 209H53V208H52ZM66 209H67V208H66ZM80 209H81V208H80ZM223 209H226V207H224ZM1 210L3 211V209H1ZM7 210H8V209H7ZM19 210H20V208H19ZM19 210L17 209V212H18ZM23 210H25V209H23ZM29 210H28V211H29ZM37 210L40 211V212H39L40 214H41L42 212H45V211H41L40 209H37ZM53 210H54V209H53ZM60 210H61V208H60ZM88 210H89V209H88ZM148 210H149V209H148ZM160 210H161V208H160ZM234 210H235V209H234ZM244 210H245V207H244ZM246 210H247V209H246ZM256 210H257V209H256ZM256 210L254 211V214H256ZM258 210H261V209H258ZM4 211H5V209H4ZM11 211H13V210H11ZM51 211H52V210H51ZM73 211H74V210H73ZM98 211H102V210H98ZM252 211H253V210H252ZM263 211H264V210H263ZM0 212H1V211H0ZM9 212H10V211H9ZM21 212H22V211H21ZM25 212H26V211H25ZM25 212H23L22 214L24 215ZM32 212H33V211H31V213H32ZM46 212H47V211H46ZM46 212H45L44 214H46ZM55 212H56V210H55ZM58 212H60V211H57V213H58ZM68 212H69V210L66 211L65 214L68 213ZM71 212H72V211H71ZM74 212H75V211H74ZM83 212H85V211H83ZM155 212H156V211H155ZM158 212H159V211H158ZM205 212H206V211H205ZM217 212H218V211H217ZM219 212H221V211H219ZM223 212H224V211H223ZM246 212H247V211H246ZM249 212H250V210H249ZM4 213H6V211H5ZM26 213H27V212H26ZM28 213H30V211H29ZM28 213H27V215H29ZM39 213H36V214H39ZM60 213H61V212H60ZM78 213H79V215H80V212H78ZM78 213H77V214H78ZM226 213H227V216H228V215H229L228 212H226ZM230 213H231V211H230ZM247 213H248V212H247ZM252 213H253V212H252ZM257 213H258V212H257ZM7 214H9V213L7 212ZM40 214H39V216H40ZM47 214H48V213H47ZM51 214H52V213H50V215H51ZM77 214H74V215L77 216ZM85 214H86V213H85ZM155 214H156V213H155ZM201 214H202V213H201ZM250 214H251V213H250ZM259 214H260V213H259ZM259 214H258V215H259ZM261 214H262V213H261ZM1 215H2V214L0 213V216H1ZM12 215H14V214L12 213ZM18 215H20V212H19V214H17V216H18ZM32 215L34 216V214H33V213L31 214V218H32ZM50 215L48 214V216H50ZM52 215H53V214H52ZM58 215H60V214H58ZM63 215H64V214H62L61 216H63ZM69 215H70V214H69ZM69 215H68V216H69ZM71 215H72V214H71ZM74 215H73V217H76V216H74ZM157 215H158V214H157ZM157 215H156V216H157ZM231 215H232V213H231ZM258 215H257V216H258ZM3 216H4V215H3ZM10 216H11V215H10ZM21 216H22V215H21ZM25 216H26V215H25ZM25 216H24V218H25ZM35 216H36V215H35ZM39 216H38V217H39ZM42 216H43V215H42ZM56 216H57V215H56ZM68 216H67V217H68ZM82 216H83V215H82ZM84 216H85V215H84ZM84 216H83V218H84ZM151 216H152V215H151ZM154 216H155V215H154ZM243 216H244V215H243ZM251 216H252V215H251ZM251 216H250V217H251ZM8 217H9V216H8ZM11 217H12V216H11ZM15 217H16V215H15ZM28 217H29V216H28ZM52 217H53V216H51V218H52ZM58 217H59V216H57V218H58ZM63 217H64V216H63ZM71 217H72V216H71ZM80 217H81V216H80ZM208 217L210 218V216H208ZM260 217H261V215H260ZM260 217H258V218H260ZM4 218H6V217L4 216ZM9 218H10V217H9ZM24 218H23V219H24ZM34 218H35V217H34ZM43 218H44V217H43ZM53 218H54V217H53ZM69 218H70V217H69ZM69 218H68V221H69ZM76 218H77V217H76ZM81 218H82V217H81ZM146 218H147V217H146ZM263 218H264V217H263ZM0 219H1V218H0ZM18 219H19V217H18ZM21 219H22V218H21ZM27 219H28V218H27ZM37 219H38V218H37ZM39 219H41V218H39ZM46 219H47V218H46ZM60 219H62V218H60ZM153 219H154V218H153ZM199 219H200V218H199ZM243 219H244V218H243ZM251 219H252V217H251ZM7 220H8V219H7ZM7 220H6V221H7ZM10 220H11V218H10ZM19 220H20V219H19ZM28 220L30 221V219H28ZM33 220H34V219H33ZM33 220H31V221H33ZM44 220H45V219H44ZM44 220H43V221H44ZM52 220H53V219H51V221H52ZM62 220H63V219H62ZM76 220H77V219H76ZM217 220H218L219 222H222V223H224V224H227V227H228L227 229H230V228H229L230 226H228V225H229V221H228V220L221 219L220 217H217ZM249 220H250V219H249ZM4 221H5V220H4ZM4 221H3V223H4ZM12 221H13V218H12ZM12 221H11V222H12ZM22 221H23V220H22ZM35 221H36V219H35ZM56 221H58V220H56ZM65 221H66V220H65ZM74 221H75V220H74ZM74 221H73V224H74ZM80 221H81V220H80ZM121 221H122V220H121ZM259 221H260V220H259ZM261 221H262V220H261ZM9 222H10V221H9ZM14 222H15V223L17 224V226H18V223H19V222H18V223H17L16 221H14ZM38 222H39V221L37 220L35 224H38ZM45 222H47V221H45ZM58 222H60V221H58ZM208 222H209V221H208ZM213 222H214V221H213ZM263 222H264V221H263ZM0 223H1V222H0ZM12 223H13V222H12ZM12 223H11V224H12ZM24 223H26V225L23 224V225H25V227H23V228L27 229V228H28V227L26 228V226H27V222L25 221ZM31 223H32V222H31ZM31 223H30V225H28V226H31ZM33 223H34V222H33ZM39 223H40V222H39ZM42 223L45 224V226L47 227V226H48L47 224H49L50 222H49V223H44V222H42ZM42 223H40V224H38V225L41 226ZM51 223H53V221H52ZM56 223H57V222H56ZM61 223H64V221H61ZM65 223H66V222H65ZM67 223H68V222H67ZM214 223H215V222H214ZM258 223H261V222H258ZM7 224H9V223L6 222V225H7ZM20 224H21V223H20ZM20 224H19V226H20ZM28 224H29V222H28ZM54 224H55V222H54ZM146 224H147V223H146ZM146 224H144V225H146ZM163 224H164V223H163ZM261 224H262V223H261ZM263 224H264V223H263ZM1 225H2V224H1ZM3 225H4L5 227H7V226L5 225V223H4ZM23 225H21V226H23ZM32 225L34 226V224H32ZM59 225H60V224H59ZM62 225H63V224H62ZM62 225H61V226H62ZM64 225H65V224H64ZM64 225H63V227H65ZM67 225H70V223L67 224ZM78 225H79V223H78ZM231 225H232V224H231ZM253 225H254V224H253ZM255 225H256V223H255ZM258 225H259V227H260L261 229L264 230V227H263L264 225L262 226V227H263V228H262V227L260 226V224H257V226L254 228V230H255L256 228H259ZM4 226H3V227H4ZM10 226H11V225H10ZM10 226H9V228H10ZM14 226H15V225H14ZM33 226H32V227H33ZM35 226H36V225H35ZM39 226H37V227H39ZM45 226H44V227H45ZM57 226H58V225H57ZM61 226H58V227H59V230H60V227H61ZM154 226H155V225H154ZM215 226L217 227V225H215ZM12 227H13V225H12ZM12 227H11V228H12ZM32 227H31V228H32ZM41 227H43V225H42ZM51 227H52V225H51ZM58 227H56V228H58ZM68 227H69V226H68ZM74 227H75V225H74ZM78 227H80V225L77 226L76 228H78ZM156 227H157V226H156ZM244 227H245V226H244ZM11 228H10V231H13ZM13 228H14V227H13ZM209 228H210V227H209ZM221 228H222V227H221ZM233 228H234V227H233ZM245 228H246V227H245ZM260 228H259V229H260ZM1 229H2V228H1ZM4 229H6V228H4ZM4 229H3V230H4ZM28 229H30V228H28ZM35 229L37 230V228H35ZM35 229H34V231H35ZM40 229H41V228H40ZM47 229H48V228H47ZM49 229H51V228H49ZM70 229L73 230V227L70 228ZM140 229H142V228H140ZM158 229H159V228H158ZM261 229H260L259 231H260L261 234L263 235V232H264V231H262ZM15 230L17 231L18 229H15ZM64 230H65V229H64ZM207 230H209V229H207ZM237 230H238V229H237ZM7 231L9 232V230H7ZM7 231L5 230V232H7ZM45 231H46V228H45ZM55 231H56V230H55ZM160 231H161V230H160ZM215 231H217V230H215ZM225 231L228 232V230H226V229H225ZM255 231H256V230H255ZM257 231H258V229H257ZM2 232L4 233V231H2ZM24 232H25V231H24ZM28 232H29V231H28ZM31 232H32V231H31ZM31 232H30V233H31ZM35 232H37V231H35ZM38 232H39V231H38ZM57 232H58V231H57ZM62 232H63V231H62ZM68 232H69V231H68ZM120 232H121V231H120ZM221 232H223V230H221ZM0 233H1V230H0ZM13 233H14V231H13ZM16 233H17V232H16ZM30 233H28V234H30ZM44 233H45V232H44ZM54 233H55V232H54ZM77 233H78V232H77ZM9 234H10V233H9ZM17 234H18V233H17ZM28 234H26V235H28ZM32 234H34V233H32ZM40 234H41V233H40ZM45 234H46V233H45ZM45 234H44V235H45ZM59 234H60V233H59ZM78 234H79V233H78ZM213 234L215 235V233H213ZM221 234L223 235V233H221ZM221 234L219 233V236H220ZM234 234H235V233H234ZM252 234L254 235L255 232L252 233V231H251L250 235H252ZM261 234H260V235H261ZM5 235H6V234H4V236H5ZM23 235H24V233H23ZM35 235H36V234H35ZM35 235H34V236H35ZM42 235H43V234H42ZM57 235H58V233H57ZM66 235H67V233H66ZM155 235H156V234H155ZM228 235H229V234H228ZM256 235H257V234H256ZM1 236H2V235H1ZM7 236H9V235L7 234ZM12 236H13V235H12ZM24 236H25V235H24ZM30 236H31V235H30ZM37 236H38V235H37ZM37 236H36V237H37ZM59 236H60V235H59ZM63 236H64V235H63ZM63 236H60V237L63 238ZM73 236H75V235L73 234ZM79 236H80V235H78V237H79ZM225 236H226V235H224V237H225ZM235 236H236V235H235ZM237 236H238V235H237ZM257 236H258V235H257ZM13 237H15V236H13ZM16 237H17V236H16ZM19 237H21V236H19ZM78 237H77V238H78ZM153 237H154V235H153ZM213 237H214V236H213ZM221 237H223V236H220V238H221ZM226 237H227V236H226ZM6 238H7V237H6ZM6 238H4V239H6ZM9 238H10V237H9ZM9 238H8V239H9ZM26 238H28V237H26ZM33 238L35 239V237H33ZM49 238H50V236H49L46 240H50ZM58 238H59V237H58ZM155 238H156V237H155ZM216 238H217V237H216ZM220 238H219V239H220ZM228 238H229V237H228ZM236 238H239V237H236ZM240 238H241V237H240ZM243 238H244V237H243ZM253 238H254V237H252V239H253ZM262 238H263V236H262ZM262 238H261V239H262ZM11 239H12V238H11ZM19 239H20V238H19ZM38 239H40V236H39ZM65 239H66V237H65ZM65 239H63V240L65 241ZM75 239H76V237H75ZM148 239H149V238H148ZM222 239H223V238H222ZM222 239H221V240H222ZM226 239H227V238H226ZM230 239H231V238H230ZM241 239H242V238H241ZM244 239H245V238H244ZM254 239H255V238H254ZM258 239H259V238H258ZM261 239H260V240H261ZM1 240H2V238L0 239V241H1ZM13 240H14V239H13ZM20 240L22 241L23 239L21 238ZM30 240H31V239H30ZM35 240H36V239H35ZM43 240H45V238H43ZM59 240H61V239H59ZM63 240L61 241V243L63 242ZM67 240H69V239H67ZM67 240H66V241H67ZM71 240H72V238H71ZM78 240H79V239H78ZM80 240H81V238H80ZM154 240H155V239H154ZM216 240H217V239H216ZM227 240H228V243H229L230 241H233V239H232V240L227 239ZM256 240H257V239H256ZM5 241H6V240H5ZM27 241H28V240H27ZM27 241H26V242H27ZM50 241H51V240H50ZM136 241H137V240H136ZM152 241H153V240H152ZM214 241H215V240H214ZM214 241H213V242H214ZM242 241H243V240H242ZM242 241L240 242V240H239L240 243H238V245H240V244L242 243ZM248 241H250V240H248ZM3 242H4V241H3ZM36 242H37V241H36ZM43 242H44V241H43ZM43 242H42V244H45V245H46V243H43ZM67 242H68V241H67ZM147 242H148V241H147ZM213 242H212V243H213ZM224 242H225V241H224ZM245 242H246V241H245ZM253 242H254V240H253ZM0 243H2V242H0ZM13 243H15V241H14ZM16 243H18V242L16 241ZM16 243H15V244H16ZM19 243H20V242H19ZM27 243H28V242H27ZM27 243H26V244H27ZM29 243H30V242H29ZM38 243H39V242H38ZM48 243H49V242H48ZM63 243H64V242H63ZM69 243H71V242H69ZM69 243H68V244H69ZM82 243H83V242H82ZM82 243H81V244H82ZM148 243H149V242H148ZM159 243H160V242H159ZM208 243H209V241H208ZM215 243H216V241H215ZM228 243H227V244H228ZM230 243H231V242H230ZM232 243H233V242H232ZM234 243H235V242H234ZM246 243H247V242H246ZM255 243H258V242H255ZM15 244H14V245H15ZM22 244H23V243H22ZM22 244H21V246H22ZM24 244H25V243H24ZM26 244H25V246H26ZM51 244H52V243H51ZM65 244H66V243H65ZM149 244H150V243H149ZM193 244H194V243H193ZM206 244H207V243H206ZM206 244H205V245H206ZM209 244H210V243H209ZM18 245H19V244H18ZM49 245H50V243H49ZM52 245H53V244H52ZM66 245H67V244H66ZM138 245H139V244H138ZM191 245H192V244H191ZM215 245H216V244H215ZM232 245H234V244H232ZM232 245H231V246H232ZM244 245H245V244H244ZM244 245L242 246L243 248L247 247V246H244ZM255 245H256V244H255ZM34 246H35V244H34ZM40 246H41V244H40ZM61 246H62V244H61ZM64 246H65V245H64ZM80 246H81V245H80ZM201 246H202V245H201ZM210 246H211V245H210ZM210 246H208V247H210ZM226 246H227V245H225V247H226ZM234 246H235V245H234ZM256 246H257V245H256ZM3 247H4V246H3ZM9 247H10V246H9ZM11 247H12V246H11ZM30 247H31V246H30ZM120 247H121V246H120ZM202 247H203V246H202ZM204 247H205V246H204ZM211 247H212V248L210 249V250H211L210 252H212L213 254H214V253H217V252L219 251L218 248H217L216 250H218V251L216 252V251L214 250V252H213V251H212V250H213V246H211ZM215 247H216V246H215ZM235 247H236V246H235ZM239 247H240V246H239ZM239 247H238V248H239ZM242 247H241V248H242ZM253 247H254V245H253ZM257 247H258V246H257ZM257 247H254V248L256 249ZM1 248H2V247H0V250H1ZM17 248H18V247H17ZM34 248H35V247H34ZM37 248H38V247H37ZM37 248H36V249H37ZM42 248H43V247H42ZM42 248H41V249H42ZM45 248H46V249H45ZM45 248H44L43 250H47L48 246L45 247ZM51 248H52V247H51ZM51 248H50V249H51ZM73 248H74V247H73ZM142 248H143V247H142ZM160 248H161V247H160ZM200 248H201V247H200ZM205 248H207V247H205ZM219 248H220V247H219ZM222 248H223V247H222ZM241 248H240V250H241ZM7 249H8V248H7ZM11 249H12V248H11ZM22 249H23V248H22ZM26 249H27V247H26ZM31 249H33V248H31ZM120 249H121V248H120ZM145 249H146V248H145ZM195 249H196V248H195ZM197 249H198V248H197ZM214 249H215V248H214ZM227 249H229V247H228ZM232 249H234V248H232ZM232 249H231V250H232ZM235 249L238 250L237 247H236ZM235 249H234V252L236 253ZM18 250H20V248H19ZM29 250H30V249H29ZM29 250H28V251H29ZM133 250H134V249H133ZM206 250H207V249H206ZM206 250H205V251H206ZM221 250H222V249H221ZM244 250H245V249H243V250H241V251H244ZM256 250H257V249H256ZM261 250H262V249H261ZM5 251H6V250H5ZM8 251H9V250H8ZM23 251H24V250H23ZM31 251H32V250H31ZM129 251H130V250H129ZM188 251H189V249H188ZM203 251H204V250H203ZM203 251H202V252H203ZM224 251H227V250H224ZM246 251H247V250H246ZM249 251H250V250H249ZM259 251H260V250H259ZM0 252H1V251H0ZM2 252H3V251H2ZM6 252H7V251H6ZM12 252H13V251H12ZM15 252H16V251H15ZM19 252H20V251H19ZM21 252H22V251H21ZM210 252H209V254H210ZM229 252H230V251H229ZM250 252H251V251H250ZM254 252H255V251H254ZM257 252H258V251H257ZM31 253H32V252H31ZM36 253H37V252H36ZM46 253H47V255H48V252H46ZM62 253H63V252H62ZM74 253H75V251H74ZM129 253H130V252H129ZM138 253H139V252H138ZM207 253H208V251H207ZM232 253H233V252H232ZM240 253H241V252H237V254H240ZM251 253H252V252H251ZM251 253H250V254H251ZM255 253H256V252H255ZM9 254H10V253H9ZM19 254H20V253H19ZM22 254L24 255V253H22ZM49 254H50V252H49ZM68 254H69V253H68ZM221 254H222V252H221ZM227 254H228V253H227ZM233 254H234V253H233ZM243 254H244V253H243ZM257 254H258V253H257ZM1 255H2V254H1ZM20 255H21V254H20ZM31 255H32V254H31ZM34 255H35V254H34ZM34 255H33V256H34ZM50 255H51V256H50V259H51V258L53 257L52 252H51ZM230 255H231V254H230ZM235 255H236V254H235ZM240 255H242V254H240ZM10 256H11V255H10ZM40 256H41V255H40ZM48 256H49V255H48ZM180 256H181V255H180ZM210 256H211V255H210ZM216 256H218V254H216ZM216 256H215V257H216ZM219 256H220V254H219ZM221 256H223V255H221ZM221 256H220V257H221ZM227 256H229V255H227ZM227 256H226V257H227ZM242 256H243V255H242ZM242 256H241V257H242ZM245 256L248 257V255H246V254H245ZM253 256H254V255H253ZM6 257H8V256L6 255ZM14 257H15V256H14ZM18 257H21V256H18ZM35 257H36V256H35ZM43 257H44V256H43ZM115 257H116V256H115ZM130 257H131V256H130ZM184 257H185V256H184ZM215 257H214V259H215ZM243 257H244V256H243ZM246 257H245V258H246ZM28 258H29V257H28ZM47 258H49V257H47ZM111 258H112V256H111ZM120 258H121V257H120ZM191 258H192V255H191ZM208 258H209V257H208ZM208 258H207V259H208ZM210 258H212V257H210ZM216 258H217V257H216ZM221 258H222V257H221ZM234 258H235V257H234ZM236 258H237V257H236ZM245 258H244V259H245ZM256 258H257V257H256ZM8 259H9V258H8ZM8 259H6V260H8ZM10 259H11V258H10ZM13 259H14V258H13ZM21 259H22V258H21ZM21 259H20V260H21ZM30 259H31V258H30ZM45 259H46V258H45ZM102 259H103V258H102ZM107 259H108V258H107ZM109 259H110V258H109ZM109 259H108V261H109ZM156 259H157V258H156ZM192 259H193V258H192ZM203 259H205V258L203 257ZM218 259H220V258H218ZM223 259H224V257H223L221 260H223ZM228 259L230 260L229 257H228ZM240 259H241V258H239L238 260H240ZM242 259H243V258H242ZM242 259H241V260H242ZM244 259H243V262H245V264H246L247 260L244 261ZM247 259H248V258H247ZM20 260H19V261H20ZM22 260H23V259H22ZM26 260H27V259H26ZM79 260H80V259H79ZM115 260H116V259H115ZM196 260H197V259H196ZM205 260H206V259H205ZM221 260H219V262H220ZM249 260H251V259H249ZM36 261L39 262L38 260H36ZM52 261H53V260H52ZM155 261H156V260H155ZM175 261H176V260H175ZM181 261H182V260H181ZM198 261H199V260H198ZM209 261H210V260H209ZM255 261H256V259H255ZM255 261H254V262H255ZM2 262H3V261H2ZM31 262H32V261H31ZM33 262H34V260H33ZM44 262H45V261H44ZM46 262L48 263V262H49V259H48V261H47V259H46ZM81 262H82V261H81ZM81 262H80V263H81ZM84 262H86V261H84ZM103 262H104V261H103ZM128 262H129V261H128ZM206 262H208V260H207ZM212 262H213V259H212L211 263H210V262H208V263H209V264H212ZM217 262H218V260H217ZM236 262H237V261H236ZM249 262H250L251 264L254 263V262H251V261H249ZM249 262H248V264H250ZM13 263H14V261H13ZM20 263H22V262H20ZM24 263H25V261H24ZM76 263H77V262H76ZM101 263H102V262H101ZM150 263H151V262H150ZM167 263H168V261H167ZM171 263H172V262H171ZM195 263H196V261H195ZM203 263H204V260H203ZM208 263H207V264H208ZM227 263H229L228 260H227ZM241 263H242V261H241L240 263H238V264H241ZM15 264H16V263H15ZM17 264H18V263H17ZM25 264H26V263H25ZM28 264H30V263H28ZM45 264H46V263H45ZM51 264H54V263L51 262ZM86 264H87V263H86ZM108 264H109V263H108ZM174 264H175V262H174ZM192 264H193V263H192ZM200 264H201V262H200ZM214 264H216V263H214ZM221 264H222V262H221ZM232 264H233V262H232ZM236 264H237V263H236Z\"/></svg>",
  "mask_w": 264,
  "mask_h": 264
},
{
  "label": "crops",
  "instance_id": "3",
  "mask_svg": "<svg viewBox=\"0 0 264 264\" xmlns=\"http://www.w3.org/2000/svg\"><path fill=\"white\" fill-rule=\"evenodd\" d=\"M49 20L59 24L83 22L97 15L111 0H32ZM138 13L158 26H176L197 16L208 0H129ZM146 20V21H147Z\"/></svg>",
  "mask_w": 264,
  "mask_h": 264
}]
</instances>
